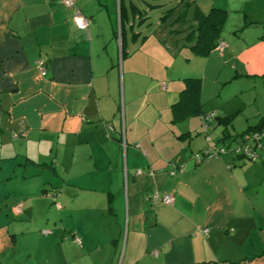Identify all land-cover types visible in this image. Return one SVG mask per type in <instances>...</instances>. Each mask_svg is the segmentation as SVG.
<instances>
[{
	"label": "crops",
	"instance_id": "obj_1",
	"mask_svg": "<svg viewBox=\"0 0 264 264\" xmlns=\"http://www.w3.org/2000/svg\"><path fill=\"white\" fill-rule=\"evenodd\" d=\"M74 1L0 0V264H35L34 233L39 264H264V147L252 162L230 151L196 160L209 146L238 145L264 119L263 105L243 112L247 124L237 128L234 110L246 109L237 93L230 110L219 96L203 97L207 75L219 78L225 65L233 73L225 83L264 76V0H177L191 19L224 10L223 29L239 19L221 33L224 50L203 57L190 49L204 58L202 76L183 78V87L201 79L203 113L181 120L172 106L183 88L175 102L152 94L160 82L150 81L147 55L164 69L175 62L161 31L129 28L131 1ZM77 9L91 19L88 30L76 26ZM170 17L163 33L179 18ZM117 53L124 83L130 76L122 107ZM139 75L148 95L134 94ZM154 192L173 203L153 202Z\"/></svg>",
	"mask_w": 264,
	"mask_h": 264
},
{
	"label": "rangeland",
	"instance_id": "obj_2",
	"mask_svg": "<svg viewBox=\"0 0 264 264\" xmlns=\"http://www.w3.org/2000/svg\"><path fill=\"white\" fill-rule=\"evenodd\" d=\"M128 1L129 2L131 1V3H129ZM204 1L205 0H199V3L198 2L197 3L201 5L205 3ZM127 2L129 3V13H130L129 18H128L130 19L129 28L134 26V31L136 32L141 31L143 35L150 34V32L152 31H155L156 33L161 31L159 33L162 38L161 42L162 43L167 42V46L171 47V49L173 50L171 59L172 61H175L173 64L174 66L170 65L172 67H169L168 69H164L157 64L155 65L153 63L154 55H151V56L147 55V56L151 58L150 60L151 64H149L151 72L149 73L150 75H148L150 79L152 78V80L150 81H154L156 83L160 82V85L156 86L157 88L153 91L152 94H155V96L157 95L156 97H158L159 99L160 98L163 99L162 102L164 103L167 102L168 97L169 98L174 97L173 102H175L178 100L179 92L183 88V78L202 76V66L204 64V58H199V57L194 56L192 52L190 51V48L184 46V44L186 43V37L190 33V29L188 28L189 26L188 21L177 22L173 24L172 26L167 24V27H169L170 30L165 33H163L164 31H162L163 28L162 29L160 28V24L164 22L165 20L163 19L164 13H168V15L169 14L171 15V17L169 18L171 19V21L169 22H172L174 18L177 19L178 17H180V12H183V15H182L183 18L190 20L191 19V14L189 13L190 8L189 7L186 8L182 6L180 9L181 1L177 2V0H127ZM154 4H157V5L154 6ZM176 7H177V10H176ZM207 10L208 9H206L205 12H207ZM185 11L187 12L184 13ZM238 20L239 19H231V22H233L234 24V22L237 23ZM231 22L228 24L227 28L223 29L222 35L224 36L229 35L228 33L229 29H231L233 26V24L231 26ZM177 25L178 27H176ZM259 27L262 29L261 34H264V25L261 24L259 25ZM129 28H128V39H129L128 42H129L130 47L128 50L129 52H132L133 49L136 47L131 46L132 39H131V31ZM256 34H257L256 32H252L251 37L257 36ZM240 35L241 36L247 35V37H250L248 31L241 33ZM238 36L239 35H237L236 37ZM148 43L146 45H148ZM144 49H145L144 51L145 54H150V53L152 54L150 49H148V46H146ZM141 55L146 58L144 54H141ZM147 63L148 62L146 63L144 62V64L148 66ZM114 65L116 69L122 70L121 76H119L118 78L120 79L119 80L120 85H119V91L117 95L119 98V103H121V107H122V105L124 104V85L126 84L127 86L130 76L126 75L125 77L126 83H124L123 59L122 57L118 56V53L115 56ZM145 68H144L145 72H143L144 73L143 75H146L145 73H147L146 72L147 69ZM230 68H231L230 65L229 66L225 65L221 72V76L217 79L212 78L211 76L207 75L206 90H205L203 97L206 98L207 100H211L212 98H215V97L217 98L219 96V98L217 99L219 103L221 105L226 104L227 110H230L238 106L237 103L239 102V100L235 98V94L237 93V95L240 97V101L245 102L244 105L246 109L245 111L243 109L242 112L237 111L238 108L235 109L234 111L236 112V114L234 118L236 119L233 122L234 124L236 123V125L238 126L237 128L242 129L243 125L245 126V124H247V121L245 120L244 115L242 113L244 112V114H247L249 116L251 113L256 112L258 107H261L264 105V76L262 77L253 76L251 78L240 77L234 82L225 83L226 80L229 79L230 75L233 74L232 69ZM143 75H139L138 77L140 78L137 77L138 82H136V84L133 87V89L136 90L134 94L141 93L142 91H146L147 95L150 93L149 87L147 85L148 78ZM142 79H146V81H143ZM255 81H257L258 83V89H257L258 91H256L253 87ZM162 83L166 84L167 90H163L161 86ZM126 89L128 91V88ZM115 93H117L116 87H115ZM168 93H171V94L167 96ZM256 94H258V96H256ZM127 98H128V92H127ZM206 107L211 108L212 106L211 104H208ZM162 112L167 113L168 108L167 107L162 108ZM234 130L235 129H231L230 131L235 132ZM219 132L220 131L214 133V136L218 135ZM260 150L258 151L259 153H260ZM249 162H252V161H249ZM38 238H39V235L34 233V237H32V239L28 241L27 243V245L33 250V257H32L33 260L32 261H35V258L37 259L35 264L40 263V260L42 257L41 253L43 250L42 245L39 242L40 240Z\"/></svg>",
	"mask_w": 264,
	"mask_h": 264
},
{
	"label": "trees",
	"instance_id": "obj_3",
	"mask_svg": "<svg viewBox=\"0 0 264 264\" xmlns=\"http://www.w3.org/2000/svg\"><path fill=\"white\" fill-rule=\"evenodd\" d=\"M225 17L226 12L216 7H212L208 13L198 14L190 20H187L183 18V16H180L177 19V22L188 21V28L190 29V33L187 35L186 43L184 45L189 46V48L194 52L195 55L203 57L208 56L211 51L217 47L218 40L221 39ZM192 20L196 21L197 24L195 25ZM184 82L185 85L180 92L179 101L172 106L175 119L177 120L185 119L188 116L198 113H203L202 103L200 101L202 86L201 79L186 78ZM231 121L232 117L227 123H230ZM263 127L264 119L261 120L259 126L253 129L260 130Z\"/></svg>",
	"mask_w": 264,
	"mask_h": 264
},
{
	"label": "built area",
	"instance_id": "obj_4",
	"mask_svg": "<svg viewBox=\"0 0 264 264\" xmlns=\"http://www.w3.org/2000/svg\"><path fill=\"white\" fill-rule=\"evenodd\" d=\"M65 6L69 8H74L75 7V1L74 0H63ZM74 22L76 26L80 29L83 30H88L90 25H91V19L87 16H85L83 13H81L80 10H76L74 14ZM218 50L222 51L225 48V43L223 41H220L216 47ZM46 72L43 69L42 74L44 75ZM163 89H167V86L165 83H162ZM213 114H207L203 115V120H204V127L205 130L208 129L209 126V121L211 120ZM23 132V131H22ZM264 136V129L260 130H255L252 132H247L244 133L241 142L238 145H235L234 147L232 146H227V145H222L220 147H213L209 146L206 149H204L201 153L196 155V160L201 161L203 157L206 158H218L220 157L223 153L230 151L235 155H241L246 159H249L251 161H256L259 157V150L264 147V144L262 143V137ZM209 140H211V137L208 136ZM174 166V164H172ZM181 170H183L185 167L184 165L179 166ZM141 170L139 169L137 171V174H140ZM171 174H174V170L170 171ZM151 199L153 202L157 201L158 199H162L165 203L172 204L173 203V198L170 195H164L162 198L158 194V192H154L151 195ZM207 229H205V233H207ZM47 233V232H46ZM156 253V252H155Z\"/></svg>",
	"mask_w": 264,
	"mask_h": 264
}]
</instances>
